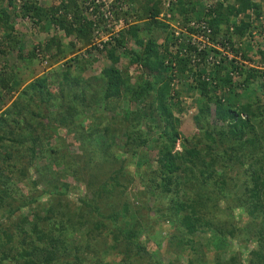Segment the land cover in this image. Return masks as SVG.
<instances>
[{
	"label": "trees",
	"instance_id": "1",
	"mask_svg": "<svg viewBox=\"0 0 264 264\" xmlns=\"http://www.w3.org/2000/svg\"><path fill=\"white\" fill-rule=\"evenodd\" d=\"M258 1L115 0L137 21L91 48L85 0L18 9L0 0V55L21 50L17 17L61 31L37 42L50 75L0 111V264H163L152 253L162 239L187 264H264V50L249 40ZM169 22L189 34L205 22L207 43H176ZM98 57L106 64L85 75ZM10 78L0 75V99L20 85ZM183 95L195 108L189 135L176 115ZM135 177L141 188L127 195ZM205 230L210 238L197 243ZM96 236L90 262L82 253ZM234 242L239 250L219 262Z\"/></svg>",
	"mask_w": 264,
	"mask_h": 264
},
{
	"label": "rangeland",
	"instance_id": "2",
	"mask_svg": "<svg viewBox=\"0 0 264 264\" xmlns=\"http://www.w3.org/2000/svg\"><path fill=\"white\" fill-rule=\"evenodd\" d=\"M56 0H39L40 4L42 6L46 5V6H50V5H54ZM263 0H259L258 4H261ZM15 4L16 0H14ZM138 4L136 3V8H133L134 10L138 9ZM258 12H260V9H256ZM177 22H169L167 27H165L166 31H171L172 27L175 26ZM11 25L13 27V32L12 34H14V36H16V38L18 39V41L20 42V49L21 50H17L14 46L13 50H9L11 52H8L7 54H4L3 56L0 55V75L2 76H9L11 75L10 80L12 81L13 79L18 80V84L20 83L19 86H17L11 93H5V96L3 95V98L0 99V101L2 100V104L0 106V111L2 110V108L6 107L7 105H9V103H11L13 100H16L17 94L19 92H21L20 90L22 89V85L26 84L27 82L34 80L35 77L40 76V75H50V69L47 68L46 64H41L39 62V60H37V57H33V58H26L27 53L30 50H36V48L38 50H41V48L39 46H37V42L43 39H46L48 36H50L52 33V31H48V32H44L41 31L40 28L37 27L36 24H33L31 22V20L29 18L25 17H17L15 18L12 22ZM4 32L1 30L0 28V43L2 42L3 38V34ZM167 37L170 39L171 35H167ZM161 39V38H160ZM158 40V39H157ZM64 43H66L65 39L63 41ZM264 45V40L262 41V43ZM260 44V45H261ZM36 46V47H35ZM41 46V45H40ZM1 47V45H0ZM8 50V49H7ZM41 52V51H40ZM22 54L23 57H20V55L18 54ZM6 55V56H5ZM36 55V54H35ZM104 64H106L104 62V60H102L100 57H98V59L94 62L93 64V68L91 71H88L85 73V75H88L90 73L93 74H97L100 67L103 66ZM134 69V65H131L129 67V72H133ZM21 81V82H20ZM19 99V98H18ZM182 100V97H181ZM191 98H186L185 100H182V106H184V109L182 110L181 113H177L176 115L179 116V120H180V126H179V130L181 132V134L183 135H189L191 133L196 132V128L192 122L191 116L195 111V108L191 105ZM239 102H243L244 99L241 97L240 99H238ZM4 104V105H3ZM84 125V123L82 122L81 126ZM49 143L52 144L53 143V139L49 140ZM75 145L70 146V150H75ZM177 148V145L175 146ZM39 162L41 163L42 161L39 160ZM24 165V164H23ZM32 175L37 178L38 174L34 172L32 173ZM75 183L76 182H72ZM38 188H41V184L39 183L37 185ZM141 185L138 183L137 178L135 177V179L132 181L131 184H129V186L127 187V189L125 191H127V195H130L132 191H135L136 189H140ZM80 189V188H79ZM82 189V188H81ZM80 189V191H81ZM71 195H73V197H75L76 195L74 194L73 191H71L70 193ZM72 197V196H71ZM43 202L47 201V198H45V196H42L40 199ZM27 208H22L21 211H25ZM150 213V211L148 212ZM153 215L154 212H152ZM151 214V216L153 217V215ZM16 218V214H13L10 216V219H15ZM121 223V222H119ZM111 229V228H110ZM161 235V232H157L155 233L153 236H150V240L149 242L146 243V248H148V250L151 252V246H153V240H158L157 236ZM142 235V234H140ZM209 231L205 230L202 232H199L197 234H193V237L196 239V242L199 244H203L204 241L208 240L210 237ZM96 240V241H95ZM99 236H96L94 241L91 242V244H93L94 242V246H90L87 250L86 253L83 252L82 256L86 259L89 260L91 262V260L93 261V254L94 252L98 253L99 248L101 247V243H100ZM252 243V242H250ZM230 244V243H229ZM232 245V246H231ZM230 247H227V249L222 253L220 252L218 258H219V262H226L227 257L229 255H231L232 253H236V251H238V243L234 242V245L231 244ZM250 245V244H249ZM150 247V248H149ZM164 249V251H163ZM209 249H212V246L209 247ZM155 250V251H153ZM155 253L156 257L155 258H159L160 261L163 264H167V262L169 260H173L174 264H187L186 259L183 255H178L177 259L175 260V252L176 249L175 247H172L170 244H167L165 239L161 240L160 246L158 248H155V245L152 249V253ZM209 253L211 254V256L213 257V254L211 251H209ZM143 264H149L148 260L143 261Z\"/></svg>",
	"mask_w": 264,
	"mask_h": 264
},
{
	"label": "built area",
	"instance_id": "3",
	"mask_svg": "<svg viewBox=\"0 0 264 264\" xmlns=\"http://www.w3.org/2000/svg\"><path fill=\"white\" fill-rule=\"evenodd\" d=\"M23 1L24 0H16L17 9ZM62 1L66 2V0H56L54 5H57ZM116 4L117 3H115V0H91L89 2L88 0H85V2L83 3V12L84 14H86L87 18L93 22L91 43L87 47L91 46L92 48L94 46L100 48L104 41L108 40L112 35H116L119 31L126 29L131 23L134 22L135 18L133 14L131 16L128 13L122 15V13L126 11V4L122 3V5L120 4L121 6H116ZM115 9L120 12V15L117 17H114L113 15V11ZM261 10H264V7H262ZM60 12L61 10L59 9L58 13ZM249 15L252 35V38L250 40L252 44L251 50H264V45L261 44L264 40V12L262 11L259 14H256L254 11H250ZM66 17L69 19V14ZM26 18L28 17H25V19ZM178 23L179 22H177L171 29V32L173 34L171 38L178 36L176 43H187L189 41V36L191 41L197 40L201 44L207 43L206 34L208 32V29L206 28L205 22H201L199 26H197L198 29L202 30L200 34H189L186 30V27L189 25L181 27L180 25H178ZM192 23L193 22H191L190 24L192 25ZM53 28L57 29V27L55 26H53ZM214 47L219 50L220 54L222 53V55H225L227 57H233L230 51L222 49L218 44H215ZM170 48L176 49V46L170 45ZM220 54H217V58L220 56ZM36 57L39 59L41 64L45 65L47 63V55L44 52L41 53L38 49H36ZM236 57L240 56L236 55ZM208 60H210V62H213V58L211 56L207 58V62L209 63ZM239 61L241 62V59ZM213 63H215V61ZM242 63L250 65L252 64V62H249L248 60H243ZM182 99L185 100L186 97H182Z\"/></svg>",
	"mask_w": 264,
	"mask_h": 264
},
{
	"label": "clouds",
	"instance_id": "4",
	"mask_svg": "<svg viewBox=\"0 0 264 264\" xmlns=\"http://www.w3.org/2000/svg\"><path fill=\"white\" fill-rule=\"evenodd\" d=\"M40 3V2H39ZM45 7H47L46 5H44ZM262 7H264V0L261 2V4H259V9H260V12H264V10H261L262 9ZM260 12H258L257 10H255V13L256 14H259ZM30 19V18H29ZM49 31H52V33H55V34H61V31L57 28V29H55V28H53V27H51L50 28V30ZM250 31H251V29H250ZM49 37V36H48ZM251 38H252V35L251 34H249V40H251ZM64 39H65V41H66V43H68V41H70V40H73V38H72V36H64L63 37V41H64ZM77 46H79V44L77 43ZM36 47V46H35ZM39 47L41 48V50H43V48H42V46H40L39 45ZM37 49V48H36ZM84 48H82V49H80V50H83ZM35 53H36V50H35ZM36 57V56H35ZM37 60H39L38 58H37ZM40 62V61H39ZM47 65V64H46ZM25 85V84H24ZM24 85H22L21 87H23ZM181 97H186V98H188L189 99V97H187V96H181Z\"/></svg>",
	"mask_w": 264,
	"mask_h": 264
}]
</instances>
